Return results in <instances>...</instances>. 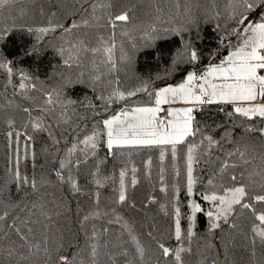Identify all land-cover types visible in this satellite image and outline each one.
<instances>
[{
	"label": "snow or ice",
	"instance_id": "6c2138e0",
	"mask_svg": "<svg viewBox=\"0 0 264 264\" xmlns=\"http://www.w3.org/2000/svg\"><path fill=\"white\" fill-rule=\"evenodd\" d=\"M37 2L0 0L11 20L0 27V264H264V0H75L54 11ZM202 24L214 48L202 46ZM16 33L35 41L23 57L59 58L54 87L9 54ZM165 43L166 76L178 82L137 74L136 55ZM121 71L138 83L123 87ZM211 106L230 127L206 122ZM154 166L164 200L137 203L130 191L152 184ZM152 205L164 230L140 219ZM68 212L74 230L60 227Z\"/></svg>",
	"mask_w": 264,
	"mask_h": 264
},
{
	"label": "trees",
	"instance_id": "16d2710c",
	"mask_svg": "<svg viewBox=\"0 0 264 264\" xmlns=\"http://www.w3.org/2000/svg\"><path fill=\"white\" fill-rule=\"evenodd\" d=\"M74 2L75 0H38L36 7L38 8L40 4H43L45 9H51L54 11V10H57V7L60 3L70 7L72 4H74ZM221 4H223V0H221ZM24 6L26 8H33V5L30 2L26 3ZM7 15L8 14L5 13L3 16H0V27L11 23L10 19H6ZM32 15L35 17V21L37 23L45 22V18L39 17L35 10L32 12ZM61 17L65 21H67L68 19H78V16H74L72 15L71 12H65L63 10L61 11ZM212 27L213 26L211 24H202V28L205 29V39L202 45L204 47H213V48L215 47L216 37H215V34L212 32ZM120 39L121 38L118 36L117 38L118 48L115 53L118 63H119V57L121 55V52L119 50ZM34 42L35 41L33 37L28 36L26 34L16 33L12 36L11 42L8 45L7 51L9 52L10 55H13L19 52L20 57L18 58L21 60L20 67H22L25 71L31 72L33 75L38 77L40 81H44L45 87H54L56 83L57 72L65 71V70L62 68V66H60L59 58L53 54L51 49L45 50L39 56L23 57V51L26 48H30ZM137 43L139 44L140 41L137 40ZM173 48H174V45L170 43L158 45L157 48H144L142 51H140L136 55L135 69H136L137 74L145 78H147L148 76H151L153 77V79L157 77V74H159L160 76H166V69L169 68L170 66V58L172 55ZM125 51H129V52L131 51L130 44L125 45ZM221 54H223V52H221ZM181 67H183V65ZM119 77L121 79L122 86L125 88L131 87L138 83L137 80L132 78L131 73L126 74L125 72L121 71L119 73ZM166 79L168 83L178 82L176 81L175 76H166ZM2 80H3V76L0 75V81ZM161 82H162L161 80H158V79L156 80V83H161ZM2 90L3 89H0V91ZM12 92H13V89L10 87L8 89L9 97L12 96ZM87 92L88 90L80 88L75 92V95L72 98L73 99H76V98L83 99L82 94H85ZM34 95L38 96L39 94L36 93ZM3 102H4L3 97H0V103H3ZM198 115H201V114H198ZM202 115H203V118L206 120V122L210 125L213 124V122H215V125H223L224 127H230V123L227 120V118L223 116V113H218L216 111V106H211L210 111ZM219 131L220 130L212 131L211 134L214 136L218 135ZM238 134L239 133L237 132L236 135L238 136ZM40 146L41 145L38 141L37 143L38 150ZM225 146L227 147L228 145H225ZM4 150H5L4 149V138L3 136H0V169L4 167V163H5ZM101 155H103V152L101 153ZM134 160H135L136 165L140 167L141 157L137 156L134 158ZM112 163L113 161H109L108 166H107V171L109 173L113 171ZM154 165H155V160H154ZM205 175L207 174L205 173ZM168 178L169 180H171V169L170 168H169ZM152 184L155 185V189H153ZM152 184H149L146 180L142 179L141 184H139L136 189H132L130 191V195L137 201V203L144 200L149 194L155 195L160 202H163L164 196L162 193L159 192L160 185L158 183L155 166L153 170ZM80 200L83 206L87 208L88 204L84 201V198L81 197ZM68 204H69V207H71L72 209H75L76 200L73 199L71 201H68ZM150 207L152 208V211H150L147 214V218L145 219L144 214L141 213L140 219L143 220L145 224H150L153 222V218H155V224L157 225V227L160 228L161 230H164L169 225V220L163 217V215L159 213L157 205H152ZM67 217L68 219L66 220L64 219V217L59 218L60 227L63 228L65 224H67L69 228H72L74 230V226H73L74 218L72 217L71 212L67 213ZM198 232L200 233L201 236H204L207 233L206 221H205V218L203 217H201L199 220ZM67 239L73 240V237H71V235L69 234ZM209 240L210 242L219 243V236H216L215 238L210 237ZM66 243H67V240H66ZM171 243H175V242L171 241ZM200 243L203 244L204 241L201 240ZM236 243L237 244L240 243L239 237L236 238ZM196 246L197 244L194 241L193 248L195 249ZM194 259H198V257Z\"/></svg>",
	"mask_w": 264,
	"mask_h": 264
}]
</instances>
